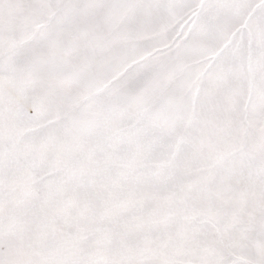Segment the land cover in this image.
Listing matches in <instances>:
<instances>
[{
	"label": "snow or ice",
	"instance_id": "obj_1",
	"mask_svg": "<svg viewBox=\"0 0 264 264\" xmlns=\"http://www.w3.org/2000/svg\"><path fill=\"white\" fill-rule=\"evenodd\" d=\"M0 264H264V0H0Z\"/></svg>",
	"mask_w": 264,
	"mask_h": 264
}]
</instances>
